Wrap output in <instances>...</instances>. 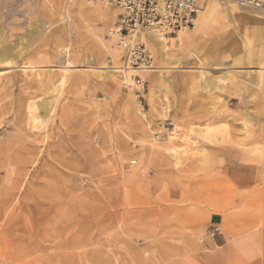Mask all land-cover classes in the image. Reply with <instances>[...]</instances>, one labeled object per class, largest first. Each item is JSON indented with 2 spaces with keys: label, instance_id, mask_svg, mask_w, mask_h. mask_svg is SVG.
<instances>
[{
  "label": "rangeland",
  "instance_id": "374dc122",
  "mask_svg": "<svg viewBox=\"0 0 264 264\" xmlns=\"http://www.w3.org/2000/svg\"><path fill=\"white\" fill-rule=\"evenodd\" d=\"M237 6L127 85L114 0H0V264H264V17Z\"/></svg>",
  "mask_w": 264,
  "mask_h": 264
},
{
  "label": "built area",
  "instance_id": "2783aa9c",
  "mask_svg": "<svg viewBox=\"0 0 264 264\" xmlns=\"http://www.w3.org/2000/svg\"><path fill=\"white\" fill-rule=\"evenodd\" d=\"M205 1L114 0L120 10L114 32L118 36L119 47L123 49L124 67L141 71L154 70L150 48L138 36L150 31L167 40L177 39L180 32L194 27ZM236 3L264 14V1L236 0ZM137 83L140 84L141 80Z\"/></svg>",
  "mask_w": 264,
  "mask_h": 264
},
{
  "label": "bare ground",
  "instance_id": "6f19581e",
  "mask_svg": "<svg viewBox=\"0 0 264 264\" xmlns=\"http://www.w3.org/2000/svg\"><path fill=\"white\" fill-rule=\"evenodd\" d=\"M260 1H264V0H260ZM221 2L222 1L219 2V0H206L205 1V3L203 4V7L201 9V11L199 12L200 14L198 13V16H197V18H196V20L194 22V27L193 28H190L189 30H185V31L180 32L179 35H178V37H177V39H172V41H176V43L178 42V45L180 46V48L177 50V52H184V50L186 48L190 49L189 47L192 46L191 44H192V41L194 40V39L192 40L193 34H197V32H198L197 30H200L202 27H207L209 25V23H211L212 21L221 18V16L224 14L225 11H226L225 12L226 14H224V16L233 15V14H235V13L238 12V6H237V3H236V0H223L225 6H222L221 5L222 4ZM117 9H118V11H120L118 7H117ZM114 10H116V9H114ZM263 17H264V14H263ZM223 18L226 19V17H223ZM221 20H223V19H221ZM197 21L199 22V25H198L199 28L196 27ZM110 36H111V39H110L109 45L108 46L107 45H104V47L106 49L107 55H109L113 59L114 62L115 61L117 62L119 59H121V55H122V51L120 50L121 48L119 47V44H118V36L115 34V32L113 30L110 31ZM138 38H139V40H141L144 43H146L147 40L151 42V45L153 43V45L157 48L158 52L160 53L161 57L165 61H167L169 63V67L168 68H163L162 69L163 72L161 74H162L163 77L166 76L169 71L175 70V69H178L179 68L178 65H180V63H179V60H177V58H176V54L175 55L171 54V51H173L172 48L175 45L172 46V48L168 45V42L170 40H167L163 36H161L159 34H156V33H153V32H150V31L147 32V33H142L140 36H138ZM170 45H171V43H170ZM172 53H174V52H172ZM187 56L188 57L193 56V53L191 51H189L187 53ZM14 58H16V57H13V59ZM9 59H10V51L7 50V51H1L0 52V62H6L8 64L7 61H9ZM67 64L69 65V62H67ZM221 66H222V64H221ZM123 67H116V68L120 69L119 72L123 73L124 80H125L126 84L128 85L130 83V85H131V82L133 81V78H134L135 74L138 75L139 73H141V71L140 70H136V69L126 68V67L123 68ZM65 69H64V71L62 70L63 73L61 74V77L59 79V82H60L61 85L65 83L64 80H65V78L67 77V74H68V69L67 70H65ZM227 75H229L228 79H231V80L234 79L235 81H236V79H238L237 74H236L235 71L232 74H227ZM202 76L205 77L204 86L207 89L210 88L213 91H215V89H218L216 87V81L215 80H213V79H211V77L205 76L203 74H202ZM218 79H221V78H218ZM223 82H224V80H223ZM229 82H231V81H229ZM227 84H229V83H227ZM241 86L247 87V85L245 83H243ZM262 86H264V64H262L260 66L259 72H258V75H257L256 88H258V91H261ZM223 88L221 87L220 89L222 90ZM209 91L210 90L208 89V92ZM56 99H58V98H56ZM54 105H55L54 103H50L47 100L45 101V99H44L43 102L38 103V104L35 103V102L34 103L31 102L29 104V106H28L29 117H30L29 119H30V121L32 123V124L31 123L30 124L33 126V129L36 127V124L41 119V117L46 118L50 114H52V111L54 109ZM165 121H167V120H165ZM244 124H245V127L246 128L249 127V124H248L247 121H244ZM170 125L173 126V124H170ZM250 129H252V128L250 127ZM247 130H248V128H247ZM172 132H173V134H171L169 136V140H172L173 141L177 137V131L175 129ZM199 133L203 134V136L206 137L205 139H207L209 137L211 138V135H212L211 132H210V130H208V129L207 130H201V131H199ZM197 135H199V134L197 133ZM212 138H214V136ZM191 140H192V137L191 138L188 137L187 141H191ZM192 141H194V140H192ZM210 141H212V140H210ZM171 151L170 152L172 153V156H174V158L178 159L179 152L178 151H175V150H171ZM179 158H181V157H179Z\"/></svg>",
  "mask_w": 264,
  "mask_h": 264
}]
</instances>
